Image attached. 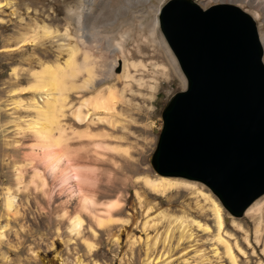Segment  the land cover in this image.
I'll list each match as a JSON object with an SVG mask.
<instances>
[{"label": "rangeland", "instance_id": "374dc122", "mask_svg": "<svg viewBox=\"0 0 264 264\" xmlns=\"http://www.w3.org/2000/svg\"><path fill=\"white\" fill-rule=\"evenodd\" d=\"M84 1L0 0V228L6 225L3 205L7 189L14 194V208L18 209L20 215L17 218L12 216L8 224L6 238L0 245V264H230L223 247L214 240L217 230L210 210L211 200L220 208L222 236L235 255L236 263L264 264V194L252 203L260 204L259 215L252 217L244 212L241 218H233L222 209L216 198L202 184L157 176L150 167V157L161 129L162 108L173 94L185 89V80L176 61L181 81L172 74L168 80L159 79L150 101L133 99L138 109L136 106L134 108V104L131 107L120 102L115 105L116 113L113 119L119 122L117 127L104 124L93 128L94 132L107 129L106 131L112 134L120 126H127L131 135L124 138L122 144L130 146V158L102 152L101 157L90 154L77 161L80 166L88 167L92 173L94 185L88 188L87 193L95 198L96 207L90 209H93L91 214L106 218V203L118 202L119 208L110 212L111 219L118 223L99 229L90 216L83 214L84 226L80 237L66 243L69 238V224L66 220L60 224V217L64 212H67V218L73 214V207L78 206L76 204L81 200L84 191L78 190L71 180L60 185L58 172L49 176L44 167V156L38 149L35 150L37 156L30 160H33L34 168L45 173L47 186L44 193L30 185L32 172L29 167L21 169V187L25 186L26 189L15 191L14 167L16 164H26L32 153L31 147L36 144L31 137L21 140L15 137V123H19L23 118V113L14 106V101L21 97L15 91L27 84L24 82L26 70L38 68L36 58L45 64L63 66L67 53L60 52L58 44L69 43L64 41L65 32L74 40L76 35H83L91 27L99 33L97 36L100 54L87 51L102 63L100 70L106 76L107 41L121 43L120 35L125 29H130L129 32L136 36L148 35L154 17L157 20L160 8L169 0H87L83 7L82 24L78 27L77 19L71 13ZM262 1L264 0H261L258 7L255 0H234L233 3L193 0L203 10L217 4L237 7L252 19L259 38L264 37ZM114 18L119 19L118 22L131 20L133 25L131 23L132 27L127 25L120 29L115 24L110 27L111 23L108 22ZM103 22L106 23L105 27L102 26ZM38 25L46 26L50 33L44 34L36 28ZM34 29L37 31V48L31 47L26 52H23L24 48L15 51L20 46L23 35L31 33ZM79 29L82 31L79 32ZM156 33L164 41L158 25ZM75 45L81 52L86 48V45L79 42ZM133 45L132 42L127 44L129 53L134 52ZM166 47L168 49L167 45ZM168 51L173 57L169 49ZM81 52L74 56L76 62L82 61ZM262 59L264 62L263 55ZM14 70L16 78L12 75ZM113 72L118 74L117 69ZM79 76L78 80L82 81L84 75ZM108 85L117 86L119 94L122 93L121 85L113 80L103 82L98 90ZM92 95L93 92L90 91L81 93L83 98ZM125 95L129 97L128 94ZM69 98L72 104L78 103L75 96L69 95ZM118 111L121 115H117ZM127 119H132L133 123H127ZM66 122L67 125L73 123L69 119ZM15 141L17 145H10ZM72 144L77 146L79 143ZM127 164L136 171L132 173ZM66 165L68 167L69 163L62 160L61 168ZM143 177L151 180L162 178L178 185H173L165 193L158 195L144 188L140 182ZM57 227L60 229L58 236L55 233ZM257 227L258 236L255 234ZM90 229L96 233L95 237ZM27 230L30 234L26 237L23 231ZM146 237L153 242H157V239L159 241L148 250L145 245ZM84 239L93 245L94 250H90V253L82 243ZM32 257H35V261H32Z\"/></svg>", "mask_w": 264, "mask_h": 264}, {"label": "water", "instance_id": "95a60500", "mask_svg": "<svg viewBox=\"0 0 264 264\" xmlns=\"http://www.w3.org/2000/svg\"><path fill=\"white\" fill-rule=\"evenodd\" d=\"M159 31L185 80L162 108L150 167L200 183L233 218L264 194V64L252 19L230 4L169 0Z\"/></svg>", "mask_w": 264, "mask_h": 264}, {"label": "bare ground", "instance_id": "6f19581e", "mask_svg": "<svg viewBox=\"0 0 264 264\" xmlns=\"http://www.w3.org/2000/svg\"><path fill=\"white\" fill-rule=\"evenodd\" d=\"M206 1L222 3L234 2V0ZM255 1L257 2L256 6L260 7L261 0ZM87 2V0L82 2L76 11L71 13L76 17L78 27L82 24L83 7ZM261 8L264 9V1H262ZM255 15L258 18V13ZM117 20L119 19L114 18L107 22L108 24L111 23V25L109 24L110 27L113 26L112 24H115L119 29L121 27L124 28L123 26L128 25L129 27H132L133 25L130 19V21H125V19L123 22H118ZM131 23L132 25H130ZM157 25V20L154 17L148 35L143 36V34H139L136 36L135 34H131L129 32L130 29L128 28V31L125 29L120 35L121 43L114 44L112 43V40H108V48L105 50L108 55V61H106L105 64L107 70L106 76H104V72H101L100 70V64L102 65V63L99 62L96 56L94 57L93 54L91 55L88 52L94 51V54H100V52H98L100 49L97 36L98 32L93 31L90 27V29L83 35H76L74 40L65 32L64 41L69 43L58 44L59 51L67 53V58L64 60L63 66H61L62 64H45L36 58L38 68L34 70H26L27 74L24 82L27 84L19 87L18 90L15 91L19 93L21 97L14 101V106L23 113V118L20 122L15 123V137L17 140L31 137L36 142V144L31 147L32 153L26 164H16L17 166L14 167V180L16 183L15 191L19 192L21 189H26L25 186L21 187V169L23 167H29L32 172L31 181L29 182L30 185L33 186L35 190L44 193L47 186L45 173L34 168L32 163L33 160H30L33 159V156L38 154L35 152L36 149L40 150L41 155L44 156V167L49 176H54L58 172L60 173L58 179L60 185L71 180L74 182L78 190L84 191L81 200L76 204L78 206L73 207V214L67 218V212H64L62 217H60V219H62L60 224L63 220H66L69 224L67 230L69 238L66 243H71L73 238L78 239L80 237L84 226L83 214L90 216L96 227L99 229H105L111 224L118 223V221L112 220L110 215L112 210L119 208L118 202L106 203L105 206L108 210H106L105 219L97 213V215H95V213L91 214L93 209L91 211L90 209L96 207L95 198L93 199V197H91L92 194L87 193L89 190L88 188L91 187V185H94L91 179L92 173L88 167L80 166L77 161L90 154L95 155V157H101L102 152L113 153L129 159L130 146L128 144L123 145L122 142L124 141V138L131 134L129 128L124 125L120 126L121 128L119 127L118 130L114 129L116 132L112 134H109L106 131L107 129H101L98 132H94L93 128L104 124L108 127H117L119 122L113 119L116 113L114 111L115 105L120 102L124 106L131 107L134 104V108L136 106V109H138L139 107L133 102V99L138 98L144 102L150 101L151 98H153L152 93L156 90L159 79L168 80L172 74L173 77L175 76L180 81L182 80L178 76L174 58L170 55L164 41L157 36ZM102 26L105 27L106 23L103 22ZM36 28L40 29L44 34L50 33V30L46 26L38 25ZM35 29L31 33L29 32L30 34L25 33L23 35L20 46L17 47L15 51L24 48L23 52H26L31 47L37 48V31L35 32ZM132 29L133 28H131V31ZM78 31L81 32L82 29H79ZM258 41L262 49H264V37H258ZM78 42L86 45V48H84L82 52L79 51L75 45ZM130 42L134 44L132 46L134 48L133 53H129L130 51L128 52L126 49L127 44ZM80 52L82 55V61L76 62L74 56ZM115 69H117L118 74L113 72ZM81 74L84 75V79L79 81L78 78ZM12 75L14 78L17 77L15 70ZM109 80H113L115 83L121 85V94H119V91L116 89L117 86L108 85L106 88L98 90L100 84ZM134 87L136 88L135 90L133 89ZM84 91L93 92V95L88 98H83L81 93ZM125 94H128L129 97ZM69 95L75 96L78 100L76 105L72 104ZM117 115H121L119 111ZM68 119L73 123L67 125L66 121H68ZM126 121L127 123H133L132 119H127ZM108 141H110V143H108ZM73 142L79 144L75 146L72 144ZM10 145H17V141L12 142ZM62 160L69 163V166L67 167V164L62 169ZM127 167L132 173L133 171H136L132 169L129 164H127ZM140 182L146 190L158 195L165 193L168 189L172 188L173 185H178L176 182L162 178L159 180H151L148 177H143L140 179ZM200 195L203 198H206L203 194ZM5 196L3 209L6 225L5 227L0 228V245L3 244L4 239L6 238L5 232L8 229V224L10 223L12 216H16V218L20 216L17 211L18 209L14 208L15 196L10 189L6 190ZM137 197L140 199L138 194ZM258 204H252L253 206H249L245 213L252 217L259 215L258 213L260 212L261 206ZM210 206L217 230L214 240L217 244L223 247L230 264H237L235 255H233L228 242L222 236L223 222L220 216V208L213 200L210 201ZM146 224L147 223H145V225ZM205 230L208 229L205 228ZM59 231L60 229L57 227L55 229L57 236ZM90 232L92 236L95 237L96 233L92 229H90ZM257 233H259L258 227L255 229V234L257 235ZM23 234L27 237L30 233L27 230L26 232L23 231ZM146 238L147 241L145 245L148 250L159 241L157 239V242H153L150 241L148 237ZM82 243L87 252L90 253V250L93 249L92 243L86 241V239H84ZM237 251L243 255L238 248ZM32 261H35V257H32Z\"/></svg>", "mask_w": 264, "mask_h": 264}]
</instances>
